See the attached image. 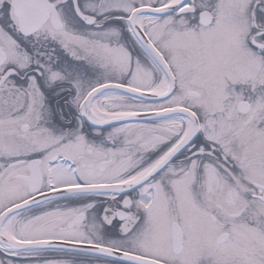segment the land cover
Returning <instances> with one entry per match:
<instances>
[{"label":"snow or ice","instance_id":"1","mask_svg":"<svg viewBox=\"0 0 264 264\" xmlns=\"http://www.w3.org/2000/svg\"><path fill=\"white\" fill-rule=\"evenodd\" d=\"M0 264H264V0H0Z\"/></svg>","mask_w":264,"mask_h":264}]
</instances>
